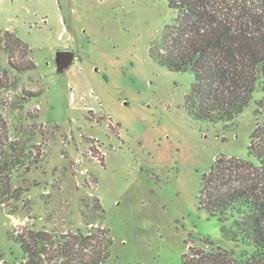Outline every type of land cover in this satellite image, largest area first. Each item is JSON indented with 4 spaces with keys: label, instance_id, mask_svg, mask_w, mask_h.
Here are the masks:
<instances>
[{
    "label": "rangeland",
    "instance_id": "1",
    "mask_svg": "<svg viewBox=\"0 0 264 264\" xmlns=\"http://www.w3.org/2000/svg\"><path fill=\"white\" fill-rule=\"evenodd\" d=\"M237 4L219 0L218 16L237 22ZM177 16L168 0H0V38L16 33L37 65L10 70L0 42V138L37 160L13 173L21 200L0 204V264L24 258L19 236L56 242L93 227L109 230L105 264H184L189 248L208 264H264V251L226 241L198 199L219 157L258 164L248 149L264 93L232 122L195 119L194 74L156 59ZM65 50L75 60L59 74ZM25 91L40 95L24 102Z\"/></svg>",
    "mask_w": 264,
    "mask_h": 264
},
{
    "label": "trees",
    "instance_id": "2",
    "mask_svg": "<svg viewBox=\"0 0 264 264\" xmlns=\"http://www.w3.org/2000/svg\"><path fill=\"white\" fill-rule=\"evenodd\" d=\"M219 0H168L178 13L176 25L168 28L166 51L159 63L177 73L195 76L186 106L191 115L212 124L229 123L249 107L255 93H264V0H240L237 22L220 18ZM0 42L9 68L17 73L37 69L32 49L16 33H3ZM155 56V54H152ZM40 92H24L23 101ZM263 121L251 136L248 160L219 157L202 177L199 207L223 224L226 241L264 251V97L257 103ZM5 150V152H3ZM26 142L4 143L0 138V204L21 200L22 190L13 187V173L31 158ZM28 168L27 170H29ZM231 223V227L225 223ZM24 258L17 264H105L112 244L109 230L91 228L66 233L54 242L45 232L17 238ZM55 256H50L47 245ZM185 255L184 264H208L204 253ZM58 260L60 262L54 263ZM217 259L213 264H220ZM246 264H253L250 261Z\"/></svg>",
    "mask_w": 264,
    "mask_h": 264
},
{
    "label": "water",
    "instance_id": "3",
    "mask_svg": "<svg viewBox=\"0 0 264 264\" xmlns=\"http://www.w3.org/2000/svg\"><path fill=\"white\" fill-rule=\"evenodd\" d=\"M75 60V53L70 50L58 52L56 55L57 72L64 74Z\"/></svg>",
    "mask_w": 264,
    "mask_h": 264
}]
</instances>
